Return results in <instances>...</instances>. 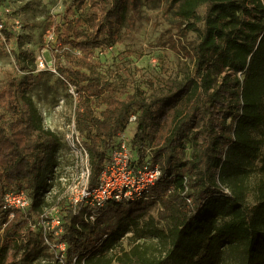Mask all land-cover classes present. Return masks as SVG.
<instances>
[{
	"label": "trees",
	"instance_id": "trees-1",
	"mask_svg": "<svg viewBox=\"0 0 264 264\" xmlns=\"http://www.w3.org/2000/svg\"><path fill=\"white\" fill-rule=\"evenodd\" d=\"M142 1L96 0L97 11L89 12L87 0H71L55 26L53 54L77 96L91 186L125 129L135 164L159 166L158 180L139 198L107 202L95 220L57 193L47 197L57 184L48 179L67 150L64 133L45 126L30 86L0 78V264L6 244L16 245L21 229L55 205L63 231L43 230L39 239L66 249H40L19 264H264V0H167L177 23L197 32L186 50L190 65L147 95L123 97L92 59L133 27L132 10ZM148 1L157 8L164 0ZM0 32L9 39L13 30L3 24ZM30 58L26 67L35 68ZM20 189L31 204L10 219L2 201Z\"/></svg>",
	"mask_w": 264,
	"mask_h": 264
},
{
	"label": "rangeland",
	"instance_id": "rangeland-1",
	"mask_svg": "<svg viewBox=\"0 0 264 264\" xmlns=\"http://www.w3.org/2000/svg\"><path fill=\"white\" fill-rule=\"evenodd\" d=\"M70 2L0 0V21L13 30L9 39L0 32V78L14 77L19 83L30 86L29 93L45 126L62 134L75 118L77 96L69 81L59 74L53 53L58 51L55 26L62 21ZM95 3L96 0H87L85 9L96 12ZM175 9L167 0L157 8L143 0L132 10L133 27H124L115 45L96 50L92 60L106 72L113 81L114 91L120 96L136 90L147 95L160 88L170 76H182L186 66L190 65L186 50L197 39V32L186 30L184 25L181 27L177 23ZM21 50L26 57L21 55L18 59ZM31 56L37 59L35 68L26 67L32 65ZM40 59L45 60L44 68L39 64ZM201 116L202 109L195 120L196 127L201 123ZM193 151V142L189 140L188 158ZM39 224L44 226L38 219L22 228L16 245L6 244L4 264H19L40 249H44L45 254L53 252L48 244L41 243L40 232L44 228ZM4 227L5 224L0 225V243ZM134 232L135 229H131L123 237L124 246L130 244ZM44 252L40 258L45 257Z\"/></svg>",
	"mask_w": 264,
	"mask_h": 264
},
{
	"label": "built area",
	"instance_id": "built-area-1",
	"mask_svg": "<svg viewBox=\"0 0 264 264\" xmlns=\"http://www.w3.org/2000/svg\"><path fill=\"white\" fill-rule=\"evenodd\" d=\"M0 23V30L2 27ZM40 66L45 67V60L40 59ZM72 92L73 89H72ZM136 116L130 117L134 122ZM128 130L125 129L118 134L117 145L109 154L98 183L91 186V161L89 151L84 143L83 137L76 127L75 118L69 122L68 129L64 132V139L67 150L59 156V164L52 170V176L48 182H56L51 191L59 194L58 199L65 198L67 203L76 208L86 207L88 218L95 220L96 210L103 207L109 201L133 200L143 194L158 180L161 170L159 166L135 164V156L132 152ZM31 204L29 193L24 190H12L4 195L1 209L9 211V218L14 216L16 209H25ZM44 216V217H43ZM41 219L44 224V231L52 232L55 236L63 231V223L58 216L57 205L48 208ZM52 217L51 220L46 219ZM45 244L52 250L59 248L66 249V243L57 244L48 236L44 237Z\"/></svg>",
	"mask_w": 264,
	"mask_h": 264
}]
</instances>
